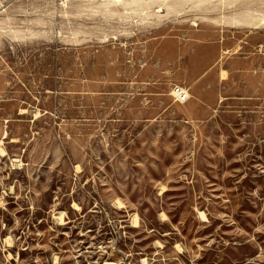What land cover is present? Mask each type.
<instances>
[{
	"label": "rangeland",
	"instance_id": "1",
	"mask_svg": "<svg viewBox=\"0 0 264 264\" xmlns=\"http://www.w3.org/2000/svg\"><path fill=\"white\" fill-rule=\"evenodd\" d=\"M0 264H264V0H0Z\"/></svg>",
	"mask_w": 264,
	"mask_h": 264
},
{
	"label": "built area",
	"instance_id": "2",
	"mask_svg": "<svg viewBox=\"0 0 264 264\" xmlns=\"http://www.w3.org/2000/svg\"><path fill=\"white\" fill-rule=\"evenodd\" d=\"M173 94L179 103H185L189 99V93L182 86L174 87Z\"/></svg>",
	"mask_w": 264,
	"mask_h": 264
}]
</instances>
